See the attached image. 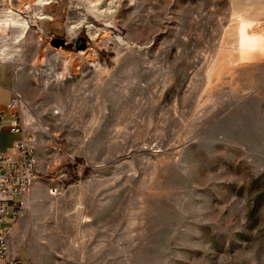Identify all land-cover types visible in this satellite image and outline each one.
Segmentation results:
<instances>
[{"label":"rangeland","instance_id":"rangeland-1","mask_svg":"<svg viewBox=\"0 0 264 264\" xmlns=\"http://www.w3.org/2000/svg\"><path fill=\"white\" fill-rule=\"evenodd\" d=\"M95 1L53 0L43 19L23 5L26 34L2 37L42 171L11 250L20 264H264V0ZM55 52L66 71L48 81Z\"/></svg>","mask_w":264,"mask_h":264},{"label":"built area","instance_id":"built-area-1","mask_svg":"<svg viewBox=\"0 0 264 264\" xmlns=\"http://www.w3.org/2000/svg\"><path fill=\"white\" fill-rule=\"evenodd\" d=\"M14 1V0H13ZM21 0H17V8L12 6V0H0V14L5 12L22 13L21 6H37V0L25 2L20 5ZM53 0H47L41 4L38 10L37 19L48 18L44 13L43 6L49 5ZM19 15V14H18ZM44 16V17H41ZM38 33V31H35ZM39 34V33H38ZM58 52L51 55L58 57ZM50 56V53H49ZM57 64L58 71L61 70L63 55H59ZM55 58V60H56ZM1 61V60H0ZM43 66V65H42ZM44 73V66L42 69ZM42 73V74H43ZM20 96L11 91L8 107L12 110V119L9 123V131L21 133V138L14 142L4 152L0 153V264H20L18 255L10 247V237L13 227L20 217L28 211L27 196L29 191L42 175L39 166L40 158L37 151L36 131H27L19 101ZM6 216L11 217L9 226L2 227Z\"/></svg>","mask_w":264,"mask_h":264},{"label":"bare ground","instance_id":"bare-ground-1","mask_svg":"<svg viewBox=\"0 0 264 264\" xmlns=\"http://www.w3.org/2000/svg\"><path fill=\"white\" fill-rule=\"evenodd\" d=\"M47 0H38L37 3H41V4H45ZM113 1H117V0H108L107 4H105V0H96L94 2L95 5H99V7H96V9L99 11V13H109L111 10V6L114 5ZM11 14V15H9ZM16 14L13 12H5V13H1L0 14V60L3 61V57H5V55L8 52V47L7 45H3V41L8 40V38H10V40L12 41V43H17L19 42L24 35L26 34L29 26L27 24V22L25 20H21V18L19 16H15ZM44 17V16H41ZM48 17V16H46ZM19 22V23H18ZM22 22V23H21ZM14 28V29H12ZM16 29V30H15ZM5 31V32H4ZM8 31H14L13 35L11 37H9L7 35ZM92 39H96L98 38V33L96 32H91L90 33ZM5 37V39L2 40V37ZM8 37V38H7ZM81 54V53H80ZM45 65L47 66L44 69V73L43 75L45 76V78L48 81H53V80H57V79H62L64 77L66 68H65V64L62 61V66H61V70L58 71V66L54 64V66L50 63V61H45ZM27 122L30 121V123L33 122L32 117L28 118L27 116ZM46 128V127H44Z\"/></svg>","mask_w":264,"mask_h":264},{"label":"crops","instance_id":"crops-1","mask_svg":"<svg viewBox=\"0 0 264 264\" xmlns=\"http://www.w3.org/2000/svg\"><path fill=\"white\" fill-rule=\"evenodd\" d=\"M10 87L11 79L9 76L8 66L6 65V62L0 61V133H2L3 136L8 135V142L5 144V146L1 147L2 149L0 150V153L4 152L8 147L12 146L14 142L21 138V133H12L9 131V123L12 119V114L10 113L12 110L8 107L11 94L9 90ZM2 115L6 116L7 118L5 122L1 123ZM15 135L17 137H15Z\"/></svg>","mask_w":264,"mask_h":264}]
</instances>
